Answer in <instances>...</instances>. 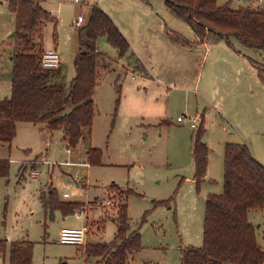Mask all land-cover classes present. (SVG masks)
Instances as JSON below:
<instances>
[{"label": "rangeland", "instance_id": "obj_1", "mask_svg": "<svg viewBox=\"0 0 264 264\" xmlns=\"http://www.w3.org/2000/svg\"><path fill=\"white\" fill-rule=\"evenodd\" d=\"M231 1L234 8L251 5V0ZM95 4L121 23L130 51L121 59L105 37L98 40L111 64L98 69L90 137L69 147L60 130L19 122L11 146L0 144V159L10 160L9 174L0 176V241L7 245L0 264H9L15 241L33 243L32 264H101L100 258H88L85 248L112 242L121 203L132 228L141 231L142 249L130 264H182L185 251L203 244L208 194L223 191L225 145L246 143L264 161V82L256 67L264 66V51L235 38L233 46L218 43L220 51L213 33L201 45L164 0H41L55 18L42 26V45L60 52L67 85L79 49L75 21L87 18ZM263 5L258 0L256 7ZM15 27L8 0H0V99L11 95ZM217 50L222 60L212 63ZM202 114L209 155L206 181L198 186L192 151L200 129L191 128L189 118ZM90 148L101 152L100 163L90 164ZM49 190L60 202L82 207L68 216L46 210L42 196ZM249 220L264 250V209L250 211ZM64 227H86L85 244L59 243Z\"/></svg>", "mask_w": 264, "mask_h": 264}, {"label": "trees", "instance_id": "obj_2", "mask_svg": "<svg viewBox=\"0 0 264 264\" xmlns=\"http://www.w3.org/2000/svg\"><path fill=\"white\" fill-rule=\"evenodd\" d=\"M176 17L184 20L203 43L213 33L233 46L231 38L242 45L264 51V5L234 8L231 0H164ZM16 16L15 46L11 55V95L0 99V144L11 146L19 122L43 125L49 132L60 130L69 147H76L83 135H91L95 115L94 92L99 66L110 67L108 56L99 50L98 40L105 37L125 57L130 44L111 17L98 5L92 6L87 22L76 28L79 49L74 58L75 76L67 85L62 68L46 69L41 64L44 48L41 29L55 18L41 6V0H8ZM264 82V66L257 65ZM118 92L121 93L119 86ZM195 135L194 180L198 186L207 176L209 147L202 140L204 120ZM101 152L90 148V164H98ZM223 191L209 193L203 225V244L182 255V264H264V250L249 220L251 210L264 209V166L246 143H227L224 152ZM10 160L0 159V176H7ZM54 190L42 196L46 210H60L65 216L82 207L79 203L60 202ZM117 232L110 243L88 244V258H100L101 264H130L142 249L140 227L133 229L127 205L117 206ZM0 241V253L6 250ZM33 243L15 241L10 245L9 264H32Z\"/></svg>", "mask_w": 264, "mask_h": 264}, {"label": "built area", "instance_id": "obj_3", "mask_svg": "<svg viewBox=\"0 0 264 264\" xmlns=\"http://www.w3.org/2000/svg\"><path fill=\"white\" fill-rule=\"evenodd\" d=\"M77 3L82 4L83 0H76ZM87 22V18L84 15H79L77 20L75 21L76 28L84 25ZM41 64L46 69H56L61 66V54L57 48L49 49L43 52L41 58ZM216 107V106H215ZM190 126L193 129L200 128L203 119L200 115L190 117ZM187 120V116L178 117V122H184ZM37 175L36 172L32 173V176L35 177ZM67 197L68 194H65ZM81 214H85L81 212ZM87 229L83 228H73V227H64L60 231V235L58 238L59 243L63 244H75V245H84L86 242Z\"/></svg>", "mask_w": 264, "mask_h": 264}, {"label": "crops", "instance_id": "obj_4", "mask_svg": "<svg viewBox=\"0 0 264 264\" xmlns=\"http://www.w3.org/2000/svg\"><path fill=\"white\" fill-rule=\"evenodd\" d=\"M257 1L258 0H251V4L253 5V6H256V4H257ZM165 3V2H164ZM167 7V6H166ZM168 9V8H167ZM169 10V9H168ZM170 11V10H169ZM171 12V11H170ZM90 14H91V12H90ZM90 14L88 15V17H87V19L89 18V16H90ZM111 17V16H110ZM113 18H114V16H113ZM115 19V21L117 20L116 18H114ZM114 21V22H115ZM116 22H117V24H116ZM115 22V24L118 26V28L121 30L122 29V31L124 30L122 27L120 28V24L121 23H119V21L117 20ZM119 24V25H118ZM192 29V28H191ZM121 31V32H122ZM192 31H193V29H192ZM123 32H126V31H123ZM122 32V33H123ZM193 33H194V37L195 38H197V36H196V34H195V32L193 31ZM126 34V33H125ZM210 34V33H209ZM124 35V34H123ZM125 36V35H124ZM126 36H129V35H126ZM207 36H208V34H207ZM207 36H206V38H207ZM219 37V36H218ZM127 39V38H126ZM128 40V39H127ZM222 41H225L226 42V40H224L223 38H220L219 37V39H217V40H215L214 41V44H216V46L215 47H217V48H219V50L221 51V47L222 46H217L218 45V43H223ZM129 42V41H128ZM205 43V40H204V42L203 43H201V45H205L204 44ZM227 43V42H226ZM130 44V43H129ZM233 45V44H232ZM206 46V45H205ZM214 46V45H213ZM228 46V45H227ZM208 50H209V54H210V49H208V47H206V53L208 52ZM10 59H11V57H10ZM220 60H222V58L221 57H219V55H218V50L217 51H215L214 52V55H213V57H212V59L210 60L212 63H217V62H219ZM208 61H209V58H207V60H206V62H205V68H206V64L208 63ZM62 65V64H61ZM61 68H62V66H60ZM144 67V66H143ZM144 70H146V68L144 67ZM62 73H63V68H62ZM62 77H63V75H62ZM211 80H212V78H211ZM199 85H200V83H199ZM217 88H218V91H220V89H221V86L220 85H217ZM222 100V99H221ZM215 106H217V105H214V107ZM221 106L224 108V99L222 100V102H221ZM218 107V106H217ZM217 107H215V108H217ZM202 119L204 120V118H205V114H202ZM252 153V152H251ZM253 155V154H252ZM255 155V154H254ZM254 155H253V157H254ZM257 158H255L257 161H259L263 166H264V161H263V159H261V157H259L258 155H255ZM45 162H48V161H45ZM25 163V162H24ZM22 164V170L23 171H25V169H26V166H24L25 164ZM33 172H36L37 173V175L35 176V177H33L32 176V174H31V176L33 177V178H36V177H38V175H39V172L38 171H36V170H31V173H33ZM24 175V174H23ZM206 181V179L203 181V182H205ZM66 194V193H65ZM69 196V195H68ZM67 196V197H68ZM64 197H66L65 195H64ZM251 211H253V210H251ZM253 223V222H252ZM254 224V223H253Z\"/></svg>", "mask_w": 264, "mask_h": 264}, {"label": "water", "instance_id": "obj_5", "mask_svg": "<svg viewBox=\"0 0 264 264\" xmlns=\"http://www.w3.org/2000/svg\"><path fill=\"white\" fill-rule=\"evenodd\" d=\"M14 36V33L12 34V37Z\"/></svg>", "mask_w": 264, "mask_h": 264}]
</instances>
